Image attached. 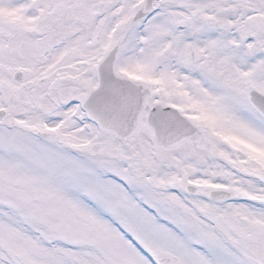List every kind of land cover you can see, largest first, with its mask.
Here are the masks:
<instances>
[{"label":"snow or ice","instance_id":"6c2138e0","mask_svg":"<svg viewBox=\"0 0 264 264\" xmlns=\"http://www.w3.org/2000/svg\"><path fill=\"white\" fill-rule=\"evenodd\" d=\"M0 264H264V0H0Z\"/></svg>","mask_w":264,"mask_h":264}]
</instances>
